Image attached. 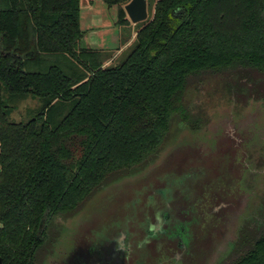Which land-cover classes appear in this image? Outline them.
<instances>
[{"label":"trees","instance_id":"trees-1","mask_svg":"<svg viewBox=\"0 0 264 264\" xmlns=\"http://www.w3.org/2000/svg\"><path fill=\"white\" fill-rule=\"evenodd\" d=\"M130 1L101 0L119 29L131 23ZM146 3L153 20L140 24L121 64L104 67L85 42L80 0H0L3 264H40L58 235L53 219L73 216L112 178L153 161L173 120L187 119L192 80L234 75L243 84L250 72L264 79V0ZM30 97L40 110L26 123L11 121ZM259 143L254 168L264 188ZM255 201L252 217L264 207ZM247 228L224 264H264V225L256 236Z\"/></svg>","mask_w":264,"mask_h":264},{"label":"rangeland","instance_id":"rangeland-1","mask_svg":"<svg viewBox=\"0 0 264 264\" xmlns=\"http://www.w3.org/2000/svg\"><path fill=\"white\" fill-rule=\"evenodd\" d=\"M147 1L154 5L155 0ZM80 5L88 48L102 53L104 67L121 64L142 22L119 29L115 9L101 0H80ZM244 75V85L234 75L192 80L184 96L187 119L173 120L158 158L96 192L62 227L47 264H97L95 254L103 248L126 256L127 264H224L235 255L240 229L250 224L245 232L259 234L264 207L252 217L250 204L264 205L263 176L252 166L260 154L248 155L264 138V79ZM15 108L10 120L26 123L41 104L30 97ZM65 219H53V227L58 230ZM160 224L163 234L147 235ZM110 239L122 251L110 247Z\"/></svg>","mask_w":264,"mask_h":264},{"label":"water","instance_id":"water-1","mask_svg":"<svg viewBox=\"0 0 264 264\" xmlns=\"http://www.w3.org/2000/svg\"><path fill=\"white\" fill-rule=\"evenodd\" d=\"M124 9H125V12H126V15H127V18H128V20H130V22L133 24V25H137V24H139V23H141V22H144V21H146L147 20V17H148V15H147V3H146V0H131L125 7H124ZM86 42V41H85ZM166 142V141H165ZM165 142H164V144H165ZM162 151V148L160 149V151L158 152V154H157V156L155 157V159L153 160V161H151L150 163H148L147 165H144L142 168H137V169H133V170H130V171H128L127 173H134V171H138V172H140L139 170H143V168H145V167H147V166H149L150 164H152L157 158H158V155H159V153ZM127 173H125V174H127ZM125 174H123V175H125ZM123 175H121V176H123ZM121 176H119V177H121ZM119 177H116V178H112L111 180L112 181H114L115 179H118ZM110 183H111V181H109ZM109 182H107L103 187H101L99 190H101V189H103V188H105L107 185H108V183ZM99 190H97L96 192H98ZM96 194V193H95ZM95 194H94V196H95ZM93 196V197H94ZM86 203V202H85ZM85 203L83 204V206L85 205ZM83 206L80 208V210H79V212H77L76 214H74L73 216H71V217H69V218H67V219H65V220H63V221H65L64 223H61V224H59L58 225V235H57V238L55 239V241H54V243H53V246H52V248H51V250H50V253L49 254H47L42 260V262L40 263V264H47L50 260V256L54 253V250H55V247L58 245V243H59V241H60V238H61V235H62V233H63V229H62V227L65 225V223H67L69 220H71V219H73L74 217H77L79 214H80V212H81V209L83 208ZM61 220V219H60ZM162 220V223L161 224H163V222H164V220L163 219H161ZM157 225L155 228H153V230H148L147 231V235L148 236H159L160 234H163L164 233V230H163V227H162V225ZM176 240H180V237H179V235L177 236V239ZM107 244L110 246V247H117V248H115V251H119V250H121L122 251V249H120L121 248V245H118V242L116 241V239L115 240H108L107 241ZM181 246L183 247L184 246V244H183V242H181ZM104 250H98L97 252H96V254H95V256H99V261H98V263L97 264H118V260H119V258L118 257H116V256H114V253L115 252H110L111 251V248H107V249H105V248H103ZM92 252H94V251H92ZM104 252V254H101V253H103ZM121 263L120 264H127V261H126V256H124L121 260ZM0 264H3V262L0 260ZM92 264H95L94 262L92 263ZM162 264V263H161Z\"/></svg>","mask_w":264,"mask_h":264},{"label":"flooded vegetation","instance_id":"flooded-vegetation-1","mask_svg":"<svg viewBox=\"0 0 264 264\" xmlns=\"http://www.w3.org/2000/svg\"><path fill=\"white\" fill-rule=\"evenodd\" d=\"M259 141L256 143V144H254L253 145V147L251 146V151H252V153H250L248 156H253V155H259L257 152H254V150H256L257 149V147L259 146ZM247 156V155H246ZM253 162H255V160L253 159ZM246 166H248V165H246ZM245 166V167H246ZM252 166H254V164L252 165ZM249 168V167H248ZM247 169V168H246ZM243 231V229H240V231H239V235H240V232H242ZM112 253V252H111ZM118 253H119V251H118ZM122 258H119V260H118V264H120L121 263V260Z\"/></svg>","mask_w":264,"mask_h":264}]
</instances>
